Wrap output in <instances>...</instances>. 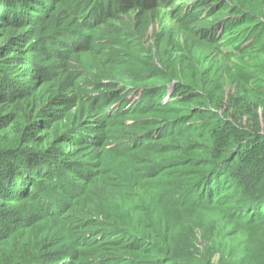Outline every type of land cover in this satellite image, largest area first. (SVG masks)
Returning a JSON list of instances; mask_svg holds the SVG:
<instances>
[{
  "label": "trees",
  "instance_id": "16d2710c",
  "mask_svg": "<svg viewBox=\"0 0 264 264\" xmlns=\"http://www.w3.org/2000/svg\"><path fill=\"white\" fill-rule=\"evenodd\" d=\"M78 4L0 0V27L69 37L102 5ZM184 9L190 35L132 45L145 76L109 84L126 133L107 115L100 133L68 129L76 76L67 97L24 88V59L0 48V264H264V0Z\"/></svg>",
  "mask_w": 264,
  "mask_h": 264
},
{
  "label": "rangeland",
  "instance_id": "374dc122",
  "mask_svg": "<svg viewBox=\"0 0 264 264\" xmlns=\"http://www.w3.org/2000/svg\"><path fill=\"white\" fill-rule=\"evenodd\" d=\"M76 1L77 4L81 1L83 5L86 0ZM99 1L102 5L98 11L88 8L86 28L69 37L58 32H43L45 27L41 25L29 24L25 27L3 24L0 27V48L7 46V53L11 52L14 57L24 59L26 64L21 69L14 65L19 76L23 75L21 80H24V88L28 83L37 85V92L58 91L60 96L67 97L66 89L59 88V85L63 81L67 83L70 75L76 76L75 83L79 89L73 94L75 104L68 110V120L62 121L68 129L96 134L100 133L102 123L106 121L108 125H105L112 133H126L127 128L123 124L126 119L115 120L120 113L116 106L121 99L114 98V90L110 89L109 84L117 79L116 75H124L128 79L131 76L136 79L145 76V69H140L142 57L133 55L132 45H139L142 55H146L152 52L147 42L149 38L152 43L158 44L161 41L169 42V37L180 40L190 35L193 21L188 19L184 8L194 0H110L107 7L105 0ZM126 2H132L134 7ZM217 18H210L207 23ZM94 26L99 27L98 32L97 28L91 30ZM39 34L44 39L34 41L33 36ZM96 35L102 39L100 44L95 42ZM105 42H109V45L104 46ZM169 50L174 58L173 50ZM212 58L217 64L214 70L223 74L230 64L221 60L218 51L212 52ZM206 68L210 69V66L207 64L204 66ZM70 85L72 83L66 84V87ZM135 86L132 82L124 85L129 89ZM131 100L130 96L125 98L128 103L135 102V99ZM104 115L112 116L113 120L106 118L104 121ZM69 184L79 185V182Z\"/></svg>",
  "mask_w": 264,
  "mask_h": 264
}]
</instances>
